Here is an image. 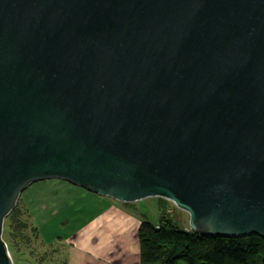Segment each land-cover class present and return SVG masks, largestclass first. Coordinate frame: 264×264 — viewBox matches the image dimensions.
Returning <instances> with one entry per match:
<instances>
[{
  "label": "water",
  "instance_id": "water-1",
  "mask_svg": "<svg viewBox=\"0 0 264 264\" xmlns=\"http://www.w3.org/2000/svg\"><path fill=\"white\" fill-rule=\"evenodd\" d=\"M49 180L264 240V0H0V264Z\"/></svg>",
  "mask_w": 264,
  "mask_h": 264
},
{
  "label": "crops",
  "instance_id": "crops-1",
  "mask_svg": "<svg viewBox=\"0 0 264 264\" xmlns=\"http://www.w3.org/2000/svg\"><path fill=\"white\" fill-rule=\"evenodd\" d=\"M20 199L39 228L58 219L67 228L84 215L85 227L76 234L81 237L65 247L66 264H143L138 236L142 220L132 212L134 205L61 180L32 184Z\"/></svg>",
  "mask_w": 264,
  "mask_h": 264
},
{
  "label": "trees",
  "instance_id": "trees-1",
  "mask_svg": "<svg viewBox=\"0 0 264 264\" xmlns=\"http://www.w3.org/2000/svg\"><path fill=\"white\" fill-rule=\"evenodd\" d=\"M169 204L158 199V224L144 220L140 225L138 236L143 264H264V240L260 237H205L191 229L185 230L167 214ZM32 221L28 207L20 199L5 220L3 235L4 241L7 237L16 252L40 243L38 229ZM8 249L12 255L9 245Z\"/></svg>",
  "mask_w": 264,
  "mask_h": 264
},
{
  "label": "rangeland",
  "instance_id": "rangeland-1",
  "mask_svg": "<svg viewBox=\"0 0 264 264\" xmlns=\"http://www.w3.org/2000/svg\"><path fill=\"white\" fill-rule=\"evenodd\" d=\"M39 183V182H38ZM40 183H46L40 182ZM85 203V202H84ZM167 214L170 215L176 224L185 230L190 229L189 215L177 208L173 203L169 202ZM134 205L132 212L141 218L142 221L157 225L160 219L158 198H148L143 201L137 202ZM88 207V203L85 205ZM79 209V208H78ZM77 220L72 221L71 226L67 228L60 227V219L56 220L53 224L48 226L42 225L39 228L34 220L32 221L38 229L40 243H33L30 246L21 248L20 252H16L11 245L10 240L5 237L7 244L12 252V259L14 264H65L66 254L65 247L71 241H76L81 236H76L79 227H85L84 215H78ZM8 232V227H6ZM9 233V232H8ZM6 233V236L7 234ZM4 235V234H3ZM41 244V245H40Z\"/></svg>",
  "mask_w": 264,
  "mask_h": 264
}]
</instances>
